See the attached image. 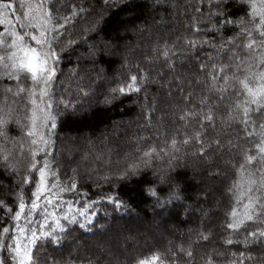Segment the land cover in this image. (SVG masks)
I'll return each mask as SVG.
<instances>
[{
  "label": "snow or ice",
  "instance_id": "1",
  "mask_svg": "<svg viewBox=\"0 0 264 264\" xmlns=\"http://www.w3.org/2000/svg\"><path fill=\"white\" fill-rule=\"evenodd\" d=\"M160 2L161 0H152V6L159 7ZM139 4L140 0H101L100 7L92 15H89L91 9L73 5L68 15L57 16L59 7L63 5L56 6L54 0H41L40 4L34 3V0H21V16L17 14L12 0H0V25L5 26L0 31V76L12 82L0 93L3 95V100L0 101V171L6 177L13 178L12 187L15 191L12 195L16 202L13 213L12 208L4 200H0V208L5 211L4 218L10 216L11 224L14 225H6L0 229V250L7 249V256L0 255V264H38L34 256L36 248L45 245L61 248L67 238L78 230L93 235L100 229L107 232L112 226L97 225L95 218L98 213L91 210L100 200H107L116 212L121 209L125 213L133 212L128 203L114 193L97 200L85 201L83 207H74L73 201H64L61 198L62 193L77 192L79 170L72 169L74 175L70 187L60 186L56 183L59 177L51 168V156L55 154L52 138L56 135L58 121L62 116L60 105L65 110L70 104L74 105L72 101L63 97L57 100L54 96L55 80L60 71L62 56L71 54L75 47L103 32L113 10L125 12V18L113 29V38L119 35L121 29L125 34L131 31L141 36L145 31L150 32L142 23L132 24L130 27L127 23L137 18ZM209 5L207 12H202L200 6L195 7L190 19L187 9L183 13L175 12L174 15H185L183 26L186 34L178 36L171 44L167 40L160 43L158 38L151 46L156 59L163 58L165 63V69L158 72L157 76L162 79L165 71L170 74V79L160 85L169 90V96L172 95L171 89L175 83L176 90L187 104L194 93L189 91L184 95L185 81L189 89L204 85L200 111L183 109L180 116L185 125L192 119H198L199 130L191 136L184 134L183 140H179L178 134L174 133L171 139L164 142L165 147L162 148L149 146L142 149L139 145L145 138L134 137L132 142L138 146L121 157L125 167L118 169L116 180L111 179V172H106L99 179L116 187L117 181L131 182L132 178L152 167L156 161L164 164L167 158V167L157 168L153 172V178L159 184L168 186V196L162 199L155 185H149L145 189L155 199L154 209L162 213L171 211L169 205L175 207L176 202L183 201L184 182L178 178L180 160L190 155L211 167L217 156L223 157L227 152L233 155L230 160L224 161L225 167H236V157L239 156L241 159L239 167L236 168L239 178L226 189L236 203L225 215L222 228L227 231L228 238L223 240V244H240L245 248V251L232 253L233 259L229 264H264V116L261 115L264 114V0H209ZM245 5L247 11L244 15H232L234 11H241ZM172 7L176 8V5L173 4ZM77 19L83 21L82 35L72 38L71 31ZM17 25L20 30H17ZM188 29L195 35L204 33L203 38L190 39L187 35ZM229 29L235 30L233 35L225 36L224 32ZM210 32L215 33V36H209ZM181 39L183 45L177 47ZM114 46L116 45L111 39L100 37L88 45L87 55L93 60L102 55H111L109 50ZM204 47L210 51L203 53L206 61L201 62L196 52ZM189 56L195 58L198 71L203 75L190 76L180 71ZM145 61L152 63L153 57L145 56ZM178 62L180 68L177 67ZM123 66H128L127 59ZM70 71L75 74L79 72V68L77 66ZM139 72V75H130L127 82H120L116 87L109 88L100 102L112 104L123 95L144 90L149 83V73L144 69H139ZM154 82L159 81L154 79ZM78 92L84 96L89 94L83 87H79ZM9 94L13 98L10 104L7 100ZM21 97L24 103L18 105V109L24 113L23 118L19 116L17 108L12 106ZM226 101L230 103H225ZM155 104L156 101L153 100V107L146 108V111L154 112ZM221 104L225 105L227 115H217ZM14 112H17L15 117ZM13 119L22 130L23 136L20 140L7 135V126ZM217 121L223 125L222 131L214 138H208L205 124L215 128ZM234 124L240 126L244 135L235 140H223V135ZM147 126H151L150 119ZM254 137H259V142L250 148L241 147V140ZM192 142L196 149L184 156L179 155L181 146L187 147ZM6 143L10 147H6ZM110 157L109 149V159L105 161L109 167ZM95 159L102 160L103 154L97 155ZM92 171L94 169L89 170V179H92ZM207 175L210 178L220 176L219 167ZM93 186L98 187L95 182ZM26 187H32L30 197L26 196ZM188 210L185 209L186 212ZM37 215L41 217L39 220L35 219ZM241 233L242 239H232ZM210 238L211 233H204L201 229L196 241H190L186 248L179 246V252L186 258V264H196L194 246ZM217 255L223 254L216 249L209 250L206 259L201 257L203 264H216L214 257ZM48 261L49 264H62L55 257H49ZM66 264H75V261H68ZM89 264L93 262L90 260ZM133 264H178L177 252L169 249L168 254H162L157 251L150 257L135 259Z\"/></svg>",
  "mask_w": 264,
  "mask_h": 264
},
{
  "label": "trees",
  "instance_id": "2",
  "mask_svg": "<svg viewBox=\"0 0 264 264\" xmlns=\"http://www.w3.org/2000/svg\"><path fill=\"white\" fill-rule=\"evenodd\" d=\"M14 7L17 9V14L22 16L20 9L21 0H12ZM152 0H140L137 10V18L127 21L129 27L132 24H144L150 30L149 21L154 20L157 13L162 15L167 13L168 16L163 17V23L158 24L157 27L151 28L150 32L145 31L141 36L139 34L129 31L127 34L121 32L113 38V29L116 24L125 18V12L112 11L111 17L108 21V26L103 32L94 35L91 39L81 43L78 47L74 48L71 54H64L61 58L59 65L60 71L55 80L54 96L57 100L63 97L65 100L74 102L70 104L67 110L63 105H60L62 116L58 121V129L56 135L52 138L54 141V155L51 156V168L59 179L56 181L60 186L70 187L73 178V168L79 170V183L76 193L65 192L61 194L64 201H73L74 207H83L85 201L97 200L99 197L106 196L107 194L119 195L125 200L133 212L125 213L123 209L120 212L113 210V206L107 200H100L99 203L92 208V211L98 213L95 218L97 225H111L112 227L104 232L103 229L97 231L96 235L86 233L83 230L74 231L65 241L61 248H54L51 245L36 248L34 256L38 264H49L48 258L55 257L62 264L68 261H75V264H89L91 260L93 264H133L135 259L141 257H150L154 252L159 251L162 254H168V250L177 252L178 264H186V258L179 252V246L183 245L185 248L190 241H196L198 233L203 229L204 233H211V238L208 241H200L195 245V258L196 264H203V260L207 258V253L211 249H216L218 253L223 255L215 256L216 264H229L233 259L232 253L245 251L243 245L233 244L226 246L223 240L228 238L227 231L222 228L225 223V215L230 212L232 207L235 206V201L232 196L227 194L226 189L228 186L239 177L236 175V168L239 167L240 157H236V167L231 165L225 167L224 161L230 160L233 154L225 153L223 157L217 156L211 167L203 164L202 161L188 155L186 159L179 161V177L184 182L183 188V201L188 205L198 206L200 199L195 198L196 195L205 194L203 188L200 187L202 180L206 179L210 183L211 192L219 200L220 206L218 210L211 211L209 201H213L211 196L205 200V206L200 210L199 215L191 214L187 217L188 212L185 211L188 207H182V203H176L172 210L167 213L165 218L160 216L158 210L153 208L155 199L151 197L145 189L149 185H155L159 196L163 199L168 196L169 189L167 185H161L156 179L153 178V172L159 167H167V158L164 164L156 161L154 165L147 170H143L137 177L132 178L131 182L117 181L116 187L100 180L99 177L103 176L106 172H111V179L116 180L118 169L125 167L124 161L121 157L125 153H131L138 145L133 143L134 137H144L145 140L139 145L142 149L149 146L157 148L165 147V141L171 139L174 133L178 134V139L183 140L184 134L189 136L199 130L200 121L192 119L187 125L180 119L183 114V109H190L194 112H199L201 105V92L204 85L191 89L187 86V81L184 84V95L189 91L194 94L191 100L185 104L182 99L181 93L177 91V85H172V95H168V89L162 88L160 85L170 79V74L165 71L163 78L157 76V73L165 69L163 58L156 59V54L151 51V46L157 42L163 43L167 40L169 44L176 40L178 36L182 37L186 34L184 28L185 15H174L175 12L183 13L187 9V16L190 19L194 14V8L201 7L202 12H207L210 5L209 0H161L159 7L149 5ZM171 2L176 5V8L171 7ZM34 3L40 4L41 0H34ZM101 0H54L56 6L59 7L57 16H66L72 10L73 5L91 9L89 15H92L99 7ZM164 7L166 10H164ZM55 11V7H54ZM247 11V5L241 11H234L233 16H241ZM161 17V16H160ZM15 20V16L12 17ZM165 18V20H164ZM159 20V19H158ZM62 23V21H60ZM83 21L77 19L75 26L71 31V37L76 38L82 35L81 26ZM203 26V25H202ZM4 25H0V31L4 29ZM17 30L19 26L17 25ZM234 29H229L224 32L225 36L233 35ZM187 35L190 39H201L204 33L195 35L190 29L187 30ZM209 36H215V33H208ZM103 37L105 40L111 39L113 44L116 45L109 51L111 55H102L95 60L87 55L88 45ZM68 35H65V39ZM183 45V39L180 41V47ZM210 51L207 47L198 49L196 56L200 57L201 62L206 61L203 53ZM145 56L153 57V62L148 63L145 61ZM77 57H80L77 60ZM125 59L128 60V66L124 67ZM78 73H73L70 69L77 67ZM177 67L180 68L178 62ZM139 69H144L149 73V83L139 93H130L118 98L112 104H103L100 101L104 99L107 90L111 87H116L120 82H127L130 75H139ZM180 71L188 75H203L198 71V64L194 57L189 56L183 63ZM81 77L83 80L81 81ZM154 79L157 82H154ZM10 83L6 77L0 76V93L2 89L7 87ZM83 87L88 90V95L84 96L78 92V88ZM215 99V97H213ZM11 94L8 95L7 100L9 104L12 101ZM3 100V95L0 94V101ZM153 100L156 101L155 111L148 113L146 108L153 107ZM23 98H19L16 105L17 112L21 118L24 113L19 111L18 105L23 104ZM225 103H230L226 101ZM75 111L73 112V107ZM141 106V107H140ZM6 110V109H5ZM13 113V116L17 114ZM227 115V110L224 104H221L217 115ZM264 116V114H261ZM151 120V126L148 125V120ZM23 122V120H22ZM259 123V121H258ZM257 123V126H258ZM223 125L217 121L216 127L205 124V130L208 138H214L218 132H221ZM109 130V134L107 133ZM7 135L20 140L23 136L21 128L15 123L13 119L7 126ZM244 133L241 131L240 126L233 125L228 133L223 135V140H235L238 136L242 137ZM61 138L67 141L65 148L72 145L76 148L75 154L76 164H71L66 159V155L62 152ZM259 142V137L243 139L240 141L242 148H250L254 143ZM6 147L10 144L6 143ZM182 150L179 155L184 156L185 153H191L196 149V145L192 142L189 146H181ZM109 149L111 150V166L105 164L109 159ZM253 148V153H254ZM103 154V159L96 161V156ZM42 160L43 157L41 156ZM117 161H120L117 163ZM132 162V161H129ZM193 163L197 167L195 173H191L187 169V164ZM219 167L223 175L209 177L207 175L210 171H215ZM92 179H89V170ZM198 178V179H197ZM50 179H54L50 177ZM197 179V180H196ZM95 182L98 187L93 186ZM13 178L6 177L0 171V200H4L7 205L12 208L14 213L16 210V202L12 193L15 189L12 187ZM51 186V185H49ZM58 191V189H56ZM32 187H26V196L30 197ZM210 202V203H211ZM66 207V205H64ZM150 210L155 214L156 219H160V225H164V235L151 241L149 235L152 234L153 227L150 223ZM199 211V210H198ZM211 212V213H210ZM59 214V209H57ZM211 214L208 216V214ZM133 215H142L143 220L140 223L133 221ZM5 217V211L0 208V229L4 226H14L11 224L10 216ZM41 217L35 216L39 220ZM205 219L207 225L204 227L200 225V220ZM166 225L180 227L184 231L179 234L169 236V229ZM122 230L127 232L128 237L122 239L125 247H115L113 252L112 242H105L104 237L106 233L113 232V236ZM248 230H251L249 228ZM103 232V235H100ZM243 233L239 236H233L232 239H242ZM95 240V247L88 246V242ZM150 240V241H149ZM75 241V243L73 242ZM142 241V242H141ZM149 242V243H147ZM112 243V244H111ZM134 243H136L134 245ZM140 244V245H139ZM0 255L7 256V249L0 250ZM169 259H171L169 255Z\"/></svg>",
  "mask_w": 264,
  "mask_h": 264
},
{
  "label": "rangeland",
  "instance_id": "3",
  "mask_svg": "<svg viewBox=\"0 0 264 264\" xmlns=\"http://www.w3.org/2000/svg\"><path fill=\"white\" fill-rule=\"evenodd\" d=\"M173 3L174 2H171V7H172ZM149 5L152 6V2ZM164 10H166L165 7H164ZM162 16L166 18V16H168V14L166 12L163 13L162 15H160V13H157V15L154 16V20L149 21V23H150L149 27L155 28V27L158 26V24L162 25V23L164 22L163 19H161ZM165 18H164V20H165ZM151 28H150V30H151ZM109 132L110 131L107 130L108 134H109ZM61 141H62L61 143H62V146H63L62 147V152L66 155V159L69 160V162H71V164H76L77 163L76 159H75V156H76L75 154L77 153L76 148L74 146H72V145H69L68 148H65V145L67 144V141L65 139H63V138H61ZM186 167H187L188 170H190V172L192 174L195 173L198 170L197 167L193 163H188ZM220 172H221V175L218 176V178H220L223 175L222 171H220ZM209 185H210V183H209L208 180H206V179L202 180V184H201L200 187L203 188V191L205 192V194L204 195L201 194V195H196L195 196V198L201 200L200 203H198V206L188 205L186 202H179V203H182V207H188L189 210L187 211L188 212L187 217H190L191 214L199 215L201 208L206 205L205 204V200H207L206 198L208 196H211V198L213 200L212 202L209 201V205L211 207L210 210L211 211H216V210L220 209L219 208L220 203L218 201L219 199L216 196L213 195ZM176 203H178V202H176ZM168 208L172 210V207L170 205L168 206ZM156 210H158V209H155V211ZM155 211L149 209V212H148V213L151 214L150 218H149L150 219L149 225H151L153 227V230H154L152 232V234L149 235V238H150L151 241H154V239L157 240L158 237H162L164 235V231H165L164 227H163L164 225H160V219L159 218L156 219L155 218V214L152 213V212H155ZM158 212H159V210H158ZM159 213H160V216L162 218H165V216L167 215V213H169V211H164L162 213L161 212H159ZM210 213L208 214V216L211 215ZM132 218H133V221L136 222L137 224L142 222V220H143V216L142 215H133ZM199 223H200V225H202L204 227L207 225L205 219H201ZM166 228L169 229V233H168L169 236L174 235V234H179L180 232L184 231L180 227H174V226H170V225H168V226L166 225ZM113 234H114L113 232L106 233V235L104 237L105 242H109V243L112 242V243L116 244V245H113L114 246L113 247V252L115 250V247H117V246H118V248H120L122 250V247L123 248L125 247L124 243H122V239L128 237L127 232L122 230L121 232L117 233V235H115V236H113ZM89 240H91V239H89ZM123 241H124V239H123ZM95 242H96L95 240L94 241L91 240L90 242H88L89 243L88 246L95 247V245H96ZM147 243H149V242H147ZM135 244L136 243H134V245Z\"/></svg>",
  "mask_w": 264,
  "mask_h": 264
}]
</instances>
